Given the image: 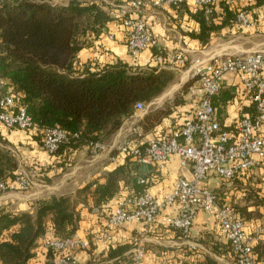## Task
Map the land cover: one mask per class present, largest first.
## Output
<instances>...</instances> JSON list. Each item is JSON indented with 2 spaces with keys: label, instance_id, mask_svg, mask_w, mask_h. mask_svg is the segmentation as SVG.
I'll return each mask as SVG.
<instances>
[{
  "label": "trees",
  "instance_id": "1",
  "mask_svg": "<svg viewBox=\"0 0 264 264\" xmlns=\"http://www.w3.org/2000/svg\"><path fill=\"white\" fill-rule=\"evenodd\" d=\"M131 1L66 0L57 4L51 0H0V97L10 96L13 110L19 106L25 107L31 120L39 126L27 132H31L41 145L42 127L56 125L66 135V141L49 154L54 158L53 162L28 167L35 171L36 180L49 184L54 175H61L74 163V154L79 150L85 148L90 153L93 142H107L123 121L133 114L136 102L148 104L176 80L172 71L159 69L156 65L143 67L120 59L103 64L94 60H79L80 51L93 47L106 32L110 21L121 25V18L116 15V5ZM140 1L143 5L144 1ZM252 2L263 4L264 0H243L238 5L220 1L210 13H206L202 7L193 6L188 0L177 8L168 6L175 12V18L187 15L195 26L183 34L205 47L216 36L230 30H241L242 27L236 22V14L239 10L249 11ZM248 16L253 21L252 13ZM151 49L155 58L158 50ZM195 82L196 78H192L185 86ZM220 91L221 87L211 99L214 112V99ZM173 103L179 105L182 102L173 100ZM170 111L167 104L148 111L143 120L158 123ZM142 126L145 128V124ZM220 129L225 130L221 126ZM165 134L167 132L159 135ZM0 143V181L9 182L18 169V161L5 142ZM118 158L122 162L104 171L102 183L90 181L79 187L74 196H40L32 202L31 212H13L0 206V264H28L36 254V247L44 246L47 239H64L75 235L81 207L103 216L105 220L113 209L110 201L113 199L115 203L124 194L121 192L124 187L133 191L148 188L149 178L156 172V167H151V171L145 174L141 165L131 157L119 155ZM50 172L52 176L47 175ZM246 172L234 175L231 181ZM140 178L144 183H138ZM253 196L254 192L245 194V202L252 201L255 205L264 206V194L260 198ZM232 208L243 221L252 217L245 205L236 202ZM258 214L264 215V212L258 211ZM157 223L160 222L156 220L153 225ZM164 227L173 231L176 238L183 239L179 230ZM92 234L89 233L88 238ZM131 246V242L108 244L107 256L101 260L121 256L120 261L114 259L111 263L119 264L124 260L122 254ZM207 246L213 253L231 254L227 241L221 244L210 242ZM44 249L46 261L42 264L52 256L51 250L45 246ZM182 249L187 250L186 254L191 253L188 248ZM252 251L255 258L257 254L264 257V245H254ZM183 264L218 263L204 255Z\"/></svg>",
  "mask_w": 264,
  "mask_h": 264
},
{
  "label": "built area",
  "instance_id": "2",
  "mask_svg": "<svg viewBox=\"0 0 264 264\" xmlns=\"http://www.w3.org/2000/svg\"><path fill=\"white\" fill-rule=\"evenodd\" d=\"M184 1L152 0V5L177 8ZM220 1L238 5L243 0H190L193 6L204 8L206 13H210ZM116 15L121 18L125 45L132 57L142 50L155 48L158 50L155 60L159 64L175 63L180 67L188 61L182 51L164 52L159 47L156 35L146 23L140 0L121 6ZM235 18L242 28L254 25L246 10H239ZM190 65L196 86L188 87V93L198 97L176 130L143 141V129L138 124H133L134 127L120 126L111 142H93L90 149L91 158L105 153L114 163L119 155H127L140 165L157 169L170 156H176L179 168L187 170L189 175L175 178L172 188L160 197L154 196L146 187L119 196L103 225L89 239H81L76 234L64 239H47L44 246L52 251V256L45 264H80L79 251L87 249L90 242L110 243L114 232L130 223L140 224V229L132 235V246L119 264H142L144 241L156 220L179 230L183 239H187L198 211L215 219L221 235L230 244L231 254L228 257L232 264H256L252 249L258 240L264 238V227L247 232L244 221L234 212L232 205L221 203L218 194L206 181L210 175L222 181H231L234 175L249 171L264 161V140L259 135V128L264 122V48L246 53L213 54L206 59L191 60ZM228 73L240 76L243 90L251 95L255 109L252 118L242 116L237 120L232 133L220 129L211 100L221 87L222 77ZM149 105L136 102L134 112L144 113ZM11 107L10 96L0 97V122L5 127L24 131L39 127L24 106L16 110ZM42 131V147L48 154L55 152L59 144L66 141V135L59 126L42 127ZM35 182L33 169L18 167L11 181H0V194L6 191L24 193ZM138 183L142 184L144 180L140 178ZM165 209H172L173 212L163 213Z\"/></svg>",
  "mask_w": 264,
  "mask_h": 264
},
{
  "label": "crops",
  "instance_id": "3",
  "mask_svg": "<svg viewBox=\"0 0 264 264\" xmlns=\"http://www.w3.org/2000/svg\"><path fill=\"white\" fill-rule=\"evenodd\" d=\"M106 1V0H104ZM143 15L147 25L151 28L158 39L159 47L164 51H182L188 61L185 66L177 67L173 64H158L152 56V49L142 50L135 58L132 57L124 43V30L116 21H110L107 24L106 32L94 43L91 48H84L79 53V60L85 62L88 60L97 61L100 64L113 62L115 60L126 61L129 64L139 66L156 65L157 68L167 69L176 75L170 85L164 91L150 102L154 107H148L142 112H134L126 118L121 127H127L138 124L143 129V141H147L160 133H168L174 126L181 124L184 112L190 109L198 95L188 93V87L195 84H185L192 79L190 61L194 59H206L213 54L227 53H246L256 49L264 48V3L255 4L249 7L248 14L252 13L254 25L250 28L241 30H230L221 36L212 39L209 45L201 47L199 43L184 35V31L194 28L195 24L183 14L181 18H175L176 14L168 5L161 7L153 6L152 0H143ZM189 3L190 0H188ZM126 3L116 5L119 8ZM158 64V65H157ZM264 77V71L262 72ZM173 100L181 101L179 105H174ZM162 104L170 105L168 116L160 118L158 123L154 121L144 122V115L157 108H162ZM215 115L220 126L224 131L232 133L235 130V123L242 116L252 117L254 115V103L251 95L243 90L241 78L235 74H225L222 77L221 91L214 99ZM215 116V117H216ZM145 124V128H143ZM131 126V127H134ZM117 131L105 142L109 143L115 138ZM259 135L264 140V122L259 128ZM4 141L6 147L15 155L18 161V167L28 168L32 164L47 165L54 161L42 147V145L33 137L31 132L15 128H7L0 122V142ZM1 144V143H0ZM86 149L82 148L74 154L73 160L78 156L84 155ZM85 164L75 166L72 172H67V177L71 180L65 183L62 179L59 184L52 185L39 182L36 187L30 191L10 192L6 191L0 194V206H5L13 212L32 211V202L40 196L47 194H66L74 196L76 190L90 181L102 183L104 171L113 169L122 162L117 158L116 162H111L107 154L102 153L91 159H84ZM142 172L147 174L152 168L141 165ZM69 169V168H68ZM67 169V170H68ZM66 170V171H67ZM65 171V172H66ZM149 178V191L156 197H160L172 188V183L180 175L188 176L187 170L179 168L178 158L170 156L160 169H155ZM62 173V174H65ZM80 173H84L83 177ZM61 174V175H62ZM48 175V174H47ZM71 175V176H70ZM207 185L216 191L221 203L226 202L230 205L238 203L245 205L247 212L252 217L244 221L247 232H253L259 227H264V206L255 205L252 201L245 202V194L254 192L259 198L264 194V161H260L248 172L239 175L232 181H222L214 175H210L206 181ZM42 187V188H41ZM123 188V187H121ZM131 189V188H130ZM130 189L125 188L121 191L126 193ZM45 191L46 193H43ZM253 196V197H255ZM244 198V199H243ZM114 200L109 203L113 207ZM172 209H165L163 213H172ZM104 223L103 216H98L86 207L80 208V220L75 234L81 239H89V233L96 232ZM140 229V224L130 223L117 229L113 234L110 243L101 244L90 242L87 249L79 251L80 264H111L113 260H121V256L111 259L106 258L108 244L131 242V237ZM148 237L144 241L145 255L142 264H183L184 261L192 262L200 259L204 255L213 258L218 264H232L228 256L216 254L209 250L208 244L225 243V238L221 235L215 219L203 211H198L194 217L190 228V235L187 239L176 238L174 232L165 228L160 223L153 225ZM41 242V240H40ZM254 245H264V238L258 240ZM188 248L190 254H186ZM193 247V248H192ZM36 254L29 259L28 264H42L46 261L44 246L36 247ZM128 251V250H127ZM125 251L122 254V258ZM256 256V255H255ZM256 264H264V257L257 254Z\"/></svg>",
  "mask_w": 264,
  "mask_h": 264
},
{
  "label": "rangeland",
  "instance_id": "4",
  "mask_svg": "<svg viewBox=\"0 0 264 264\" xmlns=\"http://www.w3.org/2000/svg\"><path fill=\"white\" fill-rule=\"evenodd\" d=\"M51 2L52 3H57V4H60V3H65L66 2V0H51ZM159 98V97H158ZM153 101V100H152ZM150 103V102H149ZM162 106H165V104L163 105L162 104ZM149 107H154V105H149ZM91 159V154L89 153V152H86V153H84V155H81V156H78V159H76V161H74V163L70 166V167H68L69 169L65 172V174H62V175H54L53 177H52V185H58L59 184V182H60V180H64L65 181V183H67L68 181H70L71 180V178L70 177H67V175L68 174H66L68 171L69 172H72V170L74 169V167L75 166H80V165H82V163L83 164H85V161H84V159ZM29 167V166H28ZM49 176H52V173L50 172L49 174H48ZM83 175H84V173H80V176L81 177H83ZM71 176V175H70ZM40 181H38V180H36V182H35V184L31 187V188H29L27 191H30L32 188H34V187H36V185L37 184H40L39 183ZM42 188V187H41ZM43 193H46L45 191H43Z\"/></svg>",
  "mask_w": 264,
  "mask_h": 264
}]
</instances>
